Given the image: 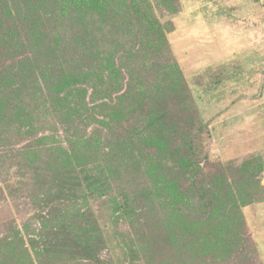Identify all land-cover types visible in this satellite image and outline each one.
I'll list each match as a JSON object with an SVG mask.
<instances>
[{"label": "rangeland", "instance_id": "374dc122", "mask_svg": "<svg viewBox=\"0 0 264 264\" xmlns=\"http://www.w3.org/2000/svg\"><path fill=\"white\" fill-rule=\"evenodd\" d=\"M147 2L173 69L71 45L0 118V264H264V0Z\"/></svg>", "mask_w": 264, "mask_h": 264}, {"label": "trees", "instance_id": "16d2710c", "mask_svg": "<svg viewBox=\"0 0 264 264\" xmlns=\"http://www.w3.org/2000/svg\"><path fill=\"white\" fill-rule=\"evenodd\" d=\"M149 5L147 0H0V118L14 112L11 123L29 124L32 117L26 114L20 90L35 84L36 76L44 79L45 70H61L57 60L65 56L69 61L71 45L77 56L116 62L106 79L109 87L121 85L118 73L133 68L137 72L155 53H164V65L173 69L164 31L157 23L142 24L139 9L146 12ZM36 62L38 66L32 65ZM16 100L19 107L14 106Z\"/></svg>", "mask_w": 264, "mask_h": 264}]
</instances>
